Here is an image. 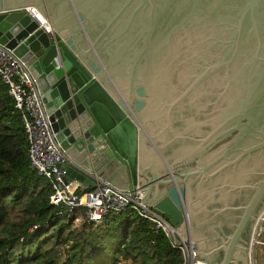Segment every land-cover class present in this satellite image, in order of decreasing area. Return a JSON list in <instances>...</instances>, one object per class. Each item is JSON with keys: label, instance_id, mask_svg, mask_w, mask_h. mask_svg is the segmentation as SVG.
<instances>
[{"label": "water", "instance_id": "obj_1", "mask_svg": "<svg viewBox=\"0 0 264 264\" xmlns=\"http://www.w3.org/2000/svg\"><path fill=\"white\" fill-rule=\"evenodd\" d=\"M0 42L35 73L78 165L141 189L198 259L252 264L264 226V0H0ZM82 168L68 164L64 183L95 186Z\"/></svg>", "mask_w": 264, "mask_h": 264}, {"label": "trees", "instance_id": "obj_2", "mask_svg": "<svg viewBox=\"0 0 264 264\" xmlns=\"http://www.w3.org/2000/svg\"><path fill=\"white\" fill-rule=\"evenodd\" d=\"M28 145L0 76V264H182L163 230L133 210L96 222L83 207L52 204L51 181L32 167Z\"/></svg>", "mask_w": 264, "mask_h": 264}, {"label": "built area", "instance_id": "obj_3", "mask_svg": "<svg viewBox=\"0 0 264 264\" xmlns=\"http://www.w3.org/2000/svg\"><path fill=\"white\" fill-rule=\"evenodd\" d=\"M42 25L48 32L54 33L50 20L36 10ZM0 76L9 88L15 100V107L21 113L28 138V151L32 167L46 176L52 184L50 196L52 204L65 205L69 210L83 207L90 221L101 222L107 216H121L133 210L151 221L157 229L163 230L171 245L181 252L182 264H209L196 256V250L178 227L163 214L142 201L143 192L119 187L97 171H88L78 165L57 140L50 115L41 98L38 79L32 69L18 57L13 49L0 42ZM72 164L85 170L95 181L89 187L80 182L64 183L65 167ZM84 190L82 194L78 190ZM264 221V213L259 224ZM263 241L254 239V243ZM121 264V263H120ZM252 264L256 263L252 256Z\"/></svg>", "mask_w": 264, "mask_h": 264}, {"label": "rangeland", "instance_id": "obj_4", "mask_svg": "<svg viewBox=\"0 0 264 264\" xmlns=\"http://www.w3.org/2000/svg\"><path fill=\"white\" fill-rule=\"evenodd\" d=\"M81 221H82L81 217L78 216V219L75 220V223L79 224ZM263 225H264V222L262 223V226ZM254 238H256V240H258V241L262 240L263 242L262 243H256L255 242L253 244V251H252L253 259L256 263L264 264V226H263L262 231H259V228L257 227V229L255 231Z\"/></svg>", "mask_w": 264, "mask_h": 264}, {"label": "crops", "instance_id": "obj_5", "mask_svg": "<svg viewBox=\"0 0 264 264\" xmlns=\"http://www.w3.org/2000/svg\"><path fill=\"white\" fill-rule=\"evenodd\" d=\"M110 176V175H109ZM107 176V175H104V177L105 178H107V179H109V180H111V181H113L116 185H118L119 187H123L124 185H121V183H119V181H116L115 179H112V177L110 176ZM73 183V182H72ZM259 264H261V263H259Z\"/></svg>", "mask_w": 264, "mask_h": 264}, {"label": "bare ground", "instance_id": "obj_6", "mask_svg": "<svg viewBox=\"0 0 264 264\" xmlns=\"http://www.w3.org/2000/svg\"><path fill=\"white\" fill-rule=\"evenodd\" d=\"M31 7H34V6H31ZM35 9L37 10V12H39L42 16H45L43 13H42V11L40 10V8L37 6V5H35ZM35 10V11H36ZM51 23V22H50ZM53 23V22H52ZM52 25V24H51ZM254 237H252V241L254 242Z\"/></svg>", "mask_w": 264, "mask_h": 264}, {"label": "flooded vegetation", "instance_id": "obj_7", "mask_svg": "<svg viewBox=\"0 0 264 264\" xmlns=\"http://www.w3.org/2000/svg\"><path fill=\"white\" fill-rule=\"evenodd\" d=\"M115 162H116V164H117L119 167H121L120 164H119V162H118L117 160H115Z\"/></svg>", "mask_w": 264, "mask_h": 264}]
</instances>
